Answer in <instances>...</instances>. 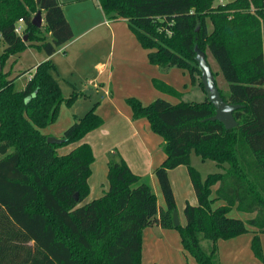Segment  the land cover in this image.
I'll list each match as a JSON object with an SVG mask.
<instances>
[{"label": "trees", "instance_id": "trees-1", "mask_svg": "<svg viewBox=\"0 0 264 264\" xmlns=\"http://www.w3.org/2000/svg\"><path fill=\"white\" fill-rule=\"evenodd\" d=\"M98 3L107 19L127 20L149 49L151 63L188 70L202 89L195 46L209 51L229 84L228 91L218 86L222 97L240 104L233 112L237 125L227 129L211 120L215 106L207 96L187 101L174 86L156 81L159 90L179 100H126L134 118H147L165 140L167 156L154 169L165 205L123 157L108 163L106 192L79 205L90 193L93 148L82 142L64 154L57 149L81 141L104 119L93 107L75 117L61 142L51 143L43 129L80 92L64 96L51 59L12 77L5 71L8 59L28 47L54 54L74 38L72 25L59 0H0V264H141L144 229L155 224L176 229L183 249L199 264H220L218 240L247 232H253L255 257L264 260V0ZM38 10L44 13L41 27L32 22ZM27 72L24 88L17 89V79ZM193 152L221 170L203 177L192 164ZM180 165L188 168L198 202L186 203V222L175 226L169 171ZM217 200L224 203L213 207ZM234 207L255 215L231 217ZM204 240L210 241L209 251Z\"/></svg>", "mask_w": 264, "mask_h": 264}, {"label": "crops", "instance_id": "crops-1", "mask_svg": "<svg viewBox=\"0 0 264 264\" xmlns=\"http://www.w3.org/2000/svg\"><path fill=\"white\" fill-rule=\"evenodd\" d=\"M59 2L62 4L65 15L72 25L74 38L58 48L52 55H47L44 51H39L34 47H28L23 52L15 54L8 59L5 71L11 72L10 77L17 75L23 71L20 68H16L21 57L20 54H27L29 50H37L43 54L35 64L51 59L60 74L65 76L64 79L72 84L70 95L75 90L80 92V96L83 94V90L76 84L78 74L90 79L89 83L94 88L98 91L104 90L106 95H108L105 104L100 105L99 102H96L91 107H95L97 109L96 112L102 116L104 119L103 125L89 132L80 142L90 143L95 154L92 174L89 178L90 193L87 196L89 199H94L102 196L109 187L107 174L108 163L111 160H118L123 157L135 173L143 177L152 178L154 177L155 167L161 164L167 156L164 145L160 138L156 137L155 132L152 131L149 120L147 118H134L133 111L126 99L128 97H137L144 104H148L158 97H168L169 100L177 102L179 98L157 88L156 81H161L177 88L181 92L182 99L194 101L195 99L183 98L184 89H187L189 84L193 87L196 85L200 86V83L198 80L194 81L186 69L175 66L164 68L151 63L149 60V49L140 44L129 28L127 20L123 18L118 20L107 19L98 0H59ZM44 24L45 21L43 20ZM29 76L30 73L27 72L17 79V89L24 88ZM21 80H23L22 87L18 86ZM174 83H177L180 87ZM200 96L202 98V95ZM79 97L72 105L64 104L69 108H73ZM205 97L203 95V99L196 101L204 100ZM103 98L105 97L101 96V99ZM75 117L79 116L76 114ZM47 134L52 135L51 132H47ZM94 141H96L98 150L102 151L101 156L103 157L101 168L104 172L105 181L98 183L99 188L95 183L91 182L94 174L93 167L98 165ZM109 153L114 154L117 158L110 159ZM191 159L194 164L192 154ZM169 176L175 195L177 178L183 177L184 181H186V178L189 177L192 184L188 168L184 165L171 169ZM217 186L218 184L215 189ZM191 187L194 190L193 185ZM189 192H191L190 189ZM187 202L195 203L193 200H187ZM196 202H198L197 197ZM254 215L255 213H253ZM148 228L150 226L146 227L143 233L142 255L145 250L144 241ZM243 236L245 235L242 234L231 239L238 240V244L243 243L245 249L249 247L252 251V236L247 238ZM183 254L189 258V253L185 252V250H183ZM252 254L254 255L253 251ZM187 262L189 261L187 260Z\"/></svg>", "mask_w": 264, "mask_h": 264}, {"label": "rangeland", "instance_id": "rangeland-1", "mask_svg": "<svg viewBox=\"0 0 264 264\" xmlns=\"http://www.w3.org/2000/svg\"><path fill=\"white\" fill-rule=\"evenodd\" d=\"M233 0H215V3H227L231 2ZM75 7V6H73ZM70 14V13H69ZM70 16V15H69ZM43 53H40L37 50H29L27 54H20V60L18 61V64L16 65V68H20L21 70H27L30 68L33 64L38 62L41 58V55ZM207 58L212 66L213 71H217L216 80L217 85L224 91L229 90V84L223 77L222 73L219 72L218 65L216 61L214 60L213 56L209 51H206ZM7 69V67H6ZM55 77L58 79L63 94L65 97H68L70 95V92L72 90V84L67 81L64 75H61L58 70L54 72ZM77 78V86L80 87L83 90V94L79 97L76 105L73 108L67 107L64 103L61 106V110L59 112V116L57 120L51 124L48 125L43 129L45 133L51 132L52 137H55L57 139H62L64 132L66 128L75 120L74 116L77 114L78 116H84L88 110L96 103L99 102L100 105H103L106 103L107 96L104 90H97L94 88L90 83L89 80L86 77H82L78 74ZM22 81L21 80L18 83V86L22 87ZM176 86H179L177 83ZM180 87V86H179ZM205 91V90H204ZM203 89L196 85L191 87V84H189V87L187 89H184V95L183 98L185 99H195L200 100L203 99V95L207 96ZM202 95V98L201 96ZM101 96H104L105 98L101 99ZM168 98V97H167ZM97 110V109H96ZM111 116V115H109ZM108 120V119H107ZM156 137L160 138L163 145L165 143V140L156 134ZM79 142H73L61 147H58L57 151L60 154H64L69 152L73 147H75ZM94 146L96 150L97 155V163L95 167H93V178L91 179V182L97 185L99 188L98 183L101 181H105V176L103 169L101 168V162H103V157L101 156L100 150H98V147L96 145V141H94ZM116 151V150H115ZM110 159H116L117 157L109 153ZM194 166L200 171L201 175L203 177L207 176V174L212 172L220 171L221 168L218 166L217 162L211 160V159H203L201 156L192 153ZM188 177V176H186ZM146 180L150 182L152 185L154 191L157 194L158 197V203L161 205H165L164 198L160 189L159 182L157 180V177L154 174V177H145ZM103 179V180H101ZM180 184V187H179ZM190 185V186H189ZM191 183L189 180V177L186 178V181H184L183 177L177 178L176 181V197H177V210L179 212V216L181 219V223L185 224L186 218L184 214V206L187 200H193L195 201L194 204H196V196L195 193L192 192ZM216 186V185H215ZM215 186L213 187V193L212 197L215 196ZM189 189L191 192H189ZM92 199H89V197L85 198L79 205H82ZM224 201L217 200L213 203V207H216L220 204H223ZM231 217H237L241 218L243 220H247L253 216V213L249 212H242L239 211L236 207L232 208L231 211L228 213ZM243 237H250L253 238V232H247L244 234ZM261 241H262V247H263V254H264V233L261 234ZM219 243V246L217 247V257L220 262V264H264V260L258 259L252 254V251L249 247L245 249L243 243L238 244V240L229 239H219L217 242V245ZM203 245L205 250L209 251L210 248V241L204 240ZM144 253L141 257V264H151L153 262H157L158 264H199L191 254H189V258L184 256L183 254V247L180 241V234L175 229H165L161 226L152 225L150 228H148L147 233L145 234V241H144ZM187 260L189 262H187Z\"/></svg>", "mask_w": 264, "mask_h": 264}, {"label": "water", "instance_id": "water-1", "mask_svg": "<svg viewBox=\"0 0 264 264\" xmlns=\"http://www.w3.org/2000/svg\"><path fill=\"white\" fill-rule=\"evenodd\" d=\"M42 10H38L32 19L34 25L41 27L43 25ZM25 37L24 39H26ZM196 56L195 59L201 71V80L204 86L205 93L209 101L215 106V114L210 117L211 120H219L224 123L227 129L237 125V120L233 114L234 110L240 107V104L229 103L224 100L216 83V78L212 66L207 58V54L198 45L195 46ZM51 143H59L62 139L49 136L47 139ZM76 198L78 194L76 193ZM173 220L175 226L181 224L179 212L177 209L173 212Z\"/></svg>", "mask_w": 264, "mask_h": 264}, {"label": "built area", "instance_id": "built-area-1", "mask_svg": "<svg viewBox=\"0 0 264 264\" xmlns=\"http://www.w3.org/2000/svg\"><path fill=\"white\" fill-rule=\"evenodd\" d=\"M21 30V27H17V31H20Z\"/></svg>", "mask_w": 264, "mask_h": 264}]
</instances>
